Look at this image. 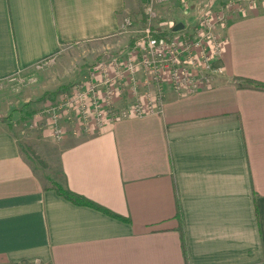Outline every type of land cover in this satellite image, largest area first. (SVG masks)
<instances>
[{"label": "crops", "instance_id": "0c3cea01", "mask_svg": "<svg viewBox=\"0 0 264 264\" xmlns=\"http://www.w3.org/2000/svg\"><path fill=\"white\" fill-rule=\"evenodd\" d=\"M126 3L0 0V82L117 35ZM197 15H183L188 32ZM222 34L212 89L178 97L165 85L163 116L70 132L54 147L51 182L129 222L60 197L0 125V264H264V91L243 82L264 84V5Z\"/></svg>", "mask_w": 264, "mask_h": 264}, {"label": "built area", "instance_id": "2783aa9c", "mask_svg": "<svg viewBox=\"0 0 264 264\" xmlns=\"http://www.w3.org/2000/svg\"><path fill=\"white\" fill-rule=\"evenodd\" d=\"M260 5H264V0H228L225 10L205 11L194 30L168 34L155 29L158 15L152 6L147 8V24L136 32L127 54L99 63L90 69L87 85H78L74 92L65 94L63 104L52 113L54 138L61 141L65 137L63 122L67 115L74 135L92 133L131 117L163 116L165 85H170L178 97L212 89L224 73L215 64L226 42L222 28L230 17L246 16ZM132 27L133 21L126 19L121 30ZM54 60L40 63L37 69ZM120 103L125 109H121Z\"/></svg>", "mask_w": 264, "mask_h": 264}, {"label": "rangeland", "instance_id": "374dc122", "mask_svg": "<svg viewBox=\"0 0 264 264\" xmlns=\"http://www.w3.org/2000/svg\"><path fill=\"white\" fill-rule=\"evenodd\" d=\"M227 1L176 0L160 3L154 0H126L121 24L130 19L134 27L120 30L117 35L104 40L71 46L43 69L35 68L12 80L0 82V125L13 126L31 166L43 175L45 185H51L53 173L59 168L54 147H61L63 144L61 145L62 140L54 139L55 145L45 141L42 128L53 135L52 113L63 104L65 94L74 92L78 85H87L90 82V69L106 60L127 54L136 40V32L147 24V8L152 6L158 15L154 23L155 29L168 34L173 25L183 20L182 17L187 11H196L198 15L204 11L219 12L226 9L224 7ZM171 9H174L175 13ZM120 106L125 109L123 103H120ZM68 119L67 115L63 122L65 136L73 130Z\"/></svg>", "mask_w": 264, "mask_h": 264}, {"label": "trees", "instance_id": "16d2710c", "mask_svg": "<svg viewBox=\"0 0 264 264\" xmlns=\"http://www.w3.org/2000/svg\"><path fill=\"white\" fill-rule=\"evenodd\" d=\"M133 44H134V42L132 43V45ZM243 82L245 83L244 85L246 88L264 91V84L263 83H259V82H256V81H253L250 79H243ZM51 189H53L60 197L64 198L67 201L72 202L75 205L87 206V207L93 208L97 211H100V212H102V213H104L110 217H113L117 220H121L123 222H129V219H122L121 217H119L118 215H115L114 213L110 212L106 208H104L100 205H97V204L87 200L86 198H84L78 194H75V193H73L67 189L62 188L57 183L51 182ZM178 214L180 215V213H178Z\"/></svg>", "mask_w": 264, "mask_h": 264}, {"label": "water", "instance_id": "95a60500", "mask_svg": "<svg viewBox=\"0 0 264 264\" xmlns=\"http://www.w3.org/2000/svg\"><path fill=\"white\" fill-rule=\"evenodd\" d=\"M184 30H185V25L183 23H178L173 29V31L175 33H179V32H182Z\"/></svg>", "mask_w": 264, "mask_h": 264}]
</instances>
